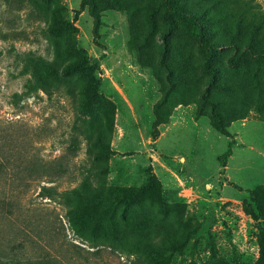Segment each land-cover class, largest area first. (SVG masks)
I'll use <instances>...</instances> for the list:
<instances>
[{
	"label": "rangeland",
	"instance_id": "obj_1",
	"mask_svg": "<svg viewBox=\"0 0 264 264\" xmlns=\"http://www.w3.org/2000/svg\"><path fill=\"white\" fill-rule=\"evenodd\" d=\"M58 1L64 17L77 30L76 47L97 64L94 77L100 80L99 97L115 107V117L99 101L92 102L85 113L80 104L88 90L87 78L62 75L65 64L76 56L63 52L64 37L47 32L49 1L0 0V127H9L14 138L21 129L29 155L59 170L57 179L28 184L15 217L0 219V230L14 224V230L29 234L40 248L61 253L66 264H146L147 249L132 238L108 245V249L101 243H96L98 248H88L91 243L80 240L66 214L73 190L89 184L95 187L101 180L110 186L138 188L147 183L146 170L151 169L165 194L167 218L149 203L147 212L161 222L146 235L153 240L162 233L186 232L190 237L183 255L175 256L173 264H257L264 247V232H260L264 215L253 219L245 204L248 191L264 187V96L251 86L249 74L230 68L227 52H220L221 80L228 90L217 92L215 100L221 101V111L230 120L242 117L229 124L231 138L224 137L210 127L206 117L195 118L197 103L201 111L209 110L210 97L202 87L207 79L194 80L191 65L199 54L194 51L189 58L192 42L178 31L182 55L177 75L182 92L174 101L183 104L170 111L168 123L158 127L160 136L152 143V110L161 98L159 82L150 67L139 65L136 51L128 48L126 13L104 12L95 30L87 8H79L82 0ZM240 2L255 7L251 16L264 11V0H233L229 7L239 9ZM126 3L132 6L134 0ZM138 22L143 26L141 17ZM160 35L159 31L154 34L152 49L166 47ZM143 54L150 62L153 54ZM40 61L58 68L61 84L57 88L49 83L44 91L34 81L33 67ZM162 69L159 72L173 91L169 78L173 80L174 75L163 74ZM195 86L200 92L197 97L193 96ZM117 127L124 130V138H117ZM97 130L111 141L113 156L94 157L97 148L92 142ZM147 150L152 158H146ZM228 151L230 156L221 168L218 159ZM41 186L54 189L57 195L41 199ZM34 228L40 239L32 234ZM7 239L2 232L0 242Z\"/></svg>",
	"mask_w": 264,
	"mask_h": 264
},
{
	"label": "trees",
	"instance_id": "obj_2",
	"mask_svg": "<svg viewBox=\"0 0 264 264\" xmlns=\"http://www.w3.org/2000/svg\"><path fill=\"white\" fill-rule=\"evenodd\" d=\"M48 1L51 16L47 32L53 36L64 37L66 47L63 52L76 56L65 64L62 75L71 73L84 75L87 78L88 90L83 92L81 108L85 113H89L90 104L99 101L107 106L113 119L115 107L99 97L100 80L94 77L97 64L76 47L77 30L64 17L63 6H60L58 0ZM230 1L233 0H134L133 5L129 7L126 0L80 2L79 8H87L95 30L99 28L100 18L104 12L115 10L126 13L130 27L128 48L136 51L139 65L150 67L159 82L161 98L152 110L154 118L150 137L152 143L159 136L158 127L168 123L170 111L183 104L174 101L182 92L177 75L180 74L178 64L182 55L177 38L178 31L192 42L193 50H189V58L194 56V51L199 54L191 65L194 80L197 82L203 76L207 79L202 87L206 89L205 95L210 97L207 102L209 110L201 111V106L197 103L196 119L206 117L210 127L227 138H231L227 131L229 124L242 119L239 117L230 120L221 111V101L215 100L217 92L228 90V86L223 84L224 80H221L223 74L220 67L223 65L221 51L227 52L229 67L237 73L249 74L251 86L264 96V11H257V16H251L250 12L252 9L255 10V7L249 2H240L239 9L232 10L229 7ZM138 17L142 18L143 26L139 24ZM157 31L161 32L160 36L166 47L152 49L155 47L152 38ZM143 51L153 54L150 62L146 61ZM159 69L163 70V74H170L171 77L174 75L173 80L169 78L175 87L173 91L166 86V77H162ZM33 71L34 81L44 91L50 87L49 83L56 88L61 84L59 80L61 74L52 63L40 61L33 67ZM199 93L195 86L193 96L197 97ZM18 131L20 133L14 138V133L9 131V127L5 125L0 127V219L15 217L16 211L20 208L19 200L30 182L42 183L50 177L57 179L59 173L57 167L51 168L42 160H35L29 155L26 137L22 136L21 129ZM110 143L111 141L97 130L92 142L97 148L94 157L100 159L113 156ZM232 143L231 141L230 145ZM229 156L230 151L218 159L221 168L225 167ZM146 174L147 183L138 188L110 186L105 180H101L95 187L91 184L84 185L71 192V202L68 204L66 214L67 223L79 234L81 241L91 243L88 248H98L96 243H101L104 245L102 248L108 249V245L122 243L132 238L135 242H142L147 249L146 264H173L175 256L183 255L190 239L188 233H162L160 234L162 236L153 240L151 238L154 237L146 235L149 228L161 222L147 212L149 203L155 204L161 217L167 218L165 194L160 182L151 169H147ZM247 193L249 201L245 204L246 212L257 220L264 215V187H256ZM53 195H57L54 189L40 187L38 196L41 199H49ZM2 232L8 239L0 242V264H66L61 253L51 254L40 248L37 241L31 240L29 234L14 230V224L6 226L3 231L0 230V234ZM260 232L263 234L264 228ZM32 234L40 239V233L36 228ZM17 238L21 240L15 241ZM260 251V260L257 264H264L263 245ZM129 264L144 263L129 261Z\"/></svg>",
	"mask_w": 264,
	"mask_h": 264
},
{
	"label": "crops",
	"instance_id": "obj_3",
	"mask_svg": "<svg viewBox=\"0 0 264 264\" xmlns=\"http://www.w3.org/2000/svg\"><path fill=\"white\" fill-rule=\"evenodd\" d=\"M177 117V116H176ZM172 121V120H171ZM165 127H167V126H165ZM118 134V136H117V138L118 139H122V138H124V135H125V132H124V130L121 128V127H117V133H116V135ZM160 136V135H159ZM159 138V137H158ZM158 140V139H157ZM156 140V141H157ZM155 141V142H156ZM116 152V151H115ZM145 153H147V156H146V158H148V157H151V153L147 150V151H145ZM152 158V157H151ZM155 160V159H154ZM153 160V161H154ZM180 160H183V161H185V159L183 158V157H180ZM166 171H167V173H168V175H170V177L172 178V176H174L173 175V173L170 171V169L169 168H166ZM171 174H172V176H171ZM114 178H115V175H114ZM122 182V181H121Z\"/></svg>",
	"mask_w": 264,
	"mask_h": 264
}]
</instances>
